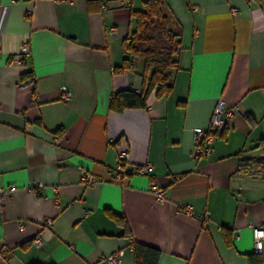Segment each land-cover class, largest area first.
I'll return each mask as SVG.
<instances>
[{
    "label": "crops",
    "instance_id": "0c3cea01",
    "mask_svg": "<svg viewBox=\"0 0 264 264\" xmlns=\"http://www.w3.org/2000/svg\"><path fill=\"white\" fill-rule=\"evenodd\" d=\"M105 1L0 0V181L16 185L0 209V264H108L119 250L134 264V241L159 249V264H250L264 223V0H164L181 44L172 92L123 111L111 96L141 90L142 64L115 68L144 0ZM220 100L226 126L196 157L192 129ZM244 158L257 162L245 171Z\"/></svg>",
    "mask_w": 264,
    "mask_h": 264
},
{
    "label": "trees",
    "instance_id": "16d2710c",
    "mask_svg": "<svg viewBox=\"0 0 264 264\" xmlns=\"http://www.w3.org/2000/svg\"><path fill=\"white\" fill-rule=\"evenodd\" d=\"M132 15L135 18V27L121 42L124 57L115 70H131L136 63L141 62L142 86L140 91L126 88L113 93L109 104L113 111L146 108L152 92L158 98L168 96L173 89V72L179 68L180 33L164 0H144L143 9L132 10ZM247 119L252 121L250 116H247ZM263 143L264 137L260 140V144ZM255 162L256 158H244L241 159L240 167L246 171L247 167ZM108 214L124 228V234L130 236L124 216L112 211H108ZM222 234L226 244L232 245V229L224 227ZM160 254V250L153 246L133 242L134 264H159ZM248 257L250 264H262L261 255L250 253Z\"/></svg>",
    "mask_w": 264,
    "mask_h": 264
},
{
    "label": "built area",
    "instance_id": "2783aa9c",
    "mask_svg": "<svg viewBox=\"0 0 264 264\" xmlns=\"http://www.w3.org/2000/svg\"><path fill=\"white\" fill-rule=\"evenodd\" d=\"M58 1H71V0H58ZM107 7L106 1L101 0V8L105 9ZM21 54L29 53V45L28 41H24L21 44L20 48ZM33 79L31 80V82ZM61 95L60 99L62 101H68L72 92L66 86L61 87ZM230 112L226 109L224 102L222 100L218 101L213 114L211 116L209 125L206 129L194 127L192 129L193 133V143H194V154L196 157L207 156L212 152V142L216 139L217 135L221 133V131L225 128L227 123V117ZM128 158L127 152H122L120 155L119 169L122 168V161ZM141 173L147 172V167H141L139 169ZM84 181L87 184H92L95 182V177L93 174H86L84 176ZM16 188V185L10 184L6 185L0 181V209L4 206L7 199L10 197L12 191ZM153 193L156 198L160 201H164L166 195L162 188L158 186H153ZM52 225V221L50 219H46L43 222L44 227H50ZM252 238H253V248L252 253L263 256L264 255V223L261 225H256L252 227ZM33 243L37 246L41 244V238L38 236L34 239ZM123 255V251L119 250L111 255L107 256L105 260L108 264H120V258Z\"/></svg>",
    "mask_w": 264,
    "mask_h": 264
}]
</instances>
